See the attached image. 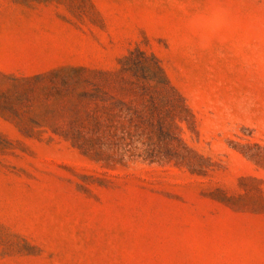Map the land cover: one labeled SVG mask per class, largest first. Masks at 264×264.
Listing matches in <instances>:
<instances>
[{
    "label": "rangeland",
    "instance_id": "374dc122",
    "mask_svg": "<svg viewBox=\"0 0 264 264\" xmlns=\"http://www.w3.org/2000/svg\"><path fill=\"white\" fill-rule=\"evenodd\" d=\"M0 264H264V0H0Z\"/></svg>",
    "mask_w": 264,
    "mask_h": 264
}]
</instances>
